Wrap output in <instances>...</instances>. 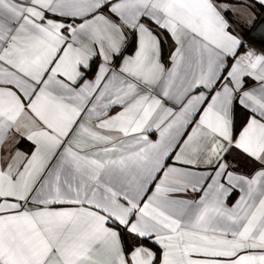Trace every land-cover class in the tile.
Wrapping results in <instances>:
<instances>
[{"label":"snow or ice","instance_id":"6c2138e0","mask_svg":"<svg viewBox=\"0 0 264 264\" xmlns=\"http://www.w3.org/2000/svg\"><path fill=\"white\" fill-rule=\"evenodd\" d=\"M0 264H264V0H0Z\"/></svg>","mask_w":264,"mask_h":264}]
</instances>
